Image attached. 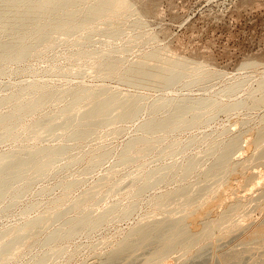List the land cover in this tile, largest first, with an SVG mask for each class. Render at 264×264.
<instances>
[{
  "label": "bare ground",
  "instance_id": "bare-ground-1",
  "mask_svg": "<svg viewBox=\"0 0 264 264\" xmlns=\"http://www.w3.org/2000/svg\"><path fill=\"white\" fill-rule=\"evenodd\" d=\"M134 10H133V7L131 6V3L129 2V0H0V78H1V76L5 77L9 73L11 74L14 66L18 67L22 64H27V66H29L28 64L31 62L29 60H31V59H35V60L40 59L41 60V58L44 57L50 50H52L54 47H56V45L58 44L59 36H62V35L66 36L67 38L65 37L64 39H66L68 41L71 37H74L75 38L74 40H73V38H71V41L73 40L74 42L72 41L70 43H73L77 46L82 47L80 49L78 48V50H76V51H72V53H70L71 57H76L78 59V61L80 60L81 62H85V64L90 63L89 65H91V68L95 69V71H98L100 73L99 75L104 77L105 79L107 78V80L113 79V80H116L118 82H121L122 84L125 83V85L128 84L129 86H132L135 88H145V89L147 88L148 90L154 89V90L159 91L161 89L165 90V88H169V87L171 88L172 86H177V85H181V84L184 87L191 88V87H194L196 85H199L202 81H210L215 77L218 78V73L210 71L211 69L210 70H208V68L206 69L205 65H203L204 63H193L188 59L182 58V56L176 57V56H174L175 54L174 55L173 54L167 55L166 51L164 52L162 48H158L159 46H157L156 49L151 50L150 52H146V54H143V56H141L140 60H138L136 62H132L133 60H131V63L130 62L127 63V59L125 57H123V58L126 59V61L122 57H118L117 56L118 54L115 55V53H116L115 50L110 49L107 52H103L102 48H101V50L100 49L99 50H93V49L89 50L88 49V47L92 43L93 33H94V35H96L95 33H98V32L101 33L102 32V34L104 33V34L108 35L110 38L111 37H118L119 38L123 34L124 29H125L126 25H128V23H131V26H132L131 29L134 28L136 30H140L141 28L146 27V26H143L144 24H146V22H142L141 16H139V17H141L140 18L141 20L135 19V21H133L134 20L133 19L132 21H130V17H132V15H134V12H136ZM134 17H132V18H134ZM103 26H104V28H103ZM100 27H102V28H100ZM134 29H132V30H134ZM144 35L146 36V32L144 33ZM148 36L150 37L149 34H148ZM93 37H95V36H93ZM105 37H107V36H105ZM138 37L142 38L143 36H138ZM120 38H122V37H120ZM128 39H130V38H128ZM94 40L99 41L97 39H94ZM102 40H103V38H102ZM144 40H146V39H144ZM153 40L154 39H152V41ZM156 40H158V39H156ZM62 41H64V40H62ZM62 41L60 40L59 44H61ZM107 41L108 40H106L104 42L109 44ZM126 41H127V39H126ZM113 42H114V40H113ZM66 43L67 42H65L64 44H66ZM101 43H103V42H101ZM96 44H97V42H96ZM105 44H104V46H105ZM62 46H63V44H62ZM71 47H73V46H70V47L68 46V48H71ZM100 47H101V45H100ZM166 49L167 48H165L164 50H166ZM107 50H108V48H107ZM119 55H121V54L119 53ZM61 56H60V58H62ZM48 57H50V56H48ZM68 59H72V58L69 57ZM46 60H47V58H46ZM50 60H51V58H50ZM71 61H73V60H71ZM154 62H156V63H154ZM55 63H57V61ZM77 64H79V63H77ZM83 64L84 63H82V65ZM32 65H33V63L29 67L31 68ZM60 65H62V64L60 63ZM253 65H255V63L251 64V66H253ZM64 66H67L66 63ZM21 67H23V66H21ZM29 67H25V68H23V70L26 68L28 70ZM243 67H244V65L242 66V68ZM15 68H14V71H15ZM58 68H59V65H58ZM245 69H247V68H245ZM14 71H13V73H15L17 71V68H16V71L15 72ZM22 71H18V72H22ZM24 71H26V70H24ZM45 72H47V71H45ZM35 74H36V72H35ZM79 74L81 75V73H79ZM31 75H33V74H31ZM61 75L64 76L65 74H61ZM71 75L72 74L70 72V76ZM83 75H84V73H83ZM76 76L77 75L73 74V76H71L70 78H73ZM4 77H2V78H4ZM50 77H52V75ZM57 77L59 79L60 76H57ZM240 78L241 77H239L238 79H240ZM58 79H56V81ZM244 80H246V79H244ZM33 81L34 80H32L31 83L26 84V85L24 83V85L23 86L21 85V87H19L18 90L16 89L17 91H15V92H14L15 89L14 90L12 89L13 93H11V94L9 93V95H7V96L0 97V145L2 143L8 142L10 140L11 141H14V140L20 141L19 139H22V138L24 139V137L28 136V135H30V137L32 136L31 139L39 141L41 136L44 133H48V134L51 133L50 135H52V134H56V132L58 130H62L61 132L63 133L64 137L67 136L69 139H71L73 142H75L74 144L76 146H80L86 141L87 142L91 141L89 139L91 137V135L94 134L99 129H101L104 125H110V124L113 125V124L118 123V122H121V123L124 121L128 122V120L135 119L138 116V114L143 110V106L145 104V103L144 104L142 103V101H144L143 99L145 98L143 95H141L142 92L140 94L135 93V92H130V93L127 92V94L124 93L125 95H122V94H119L118 91L117 92L116 91L113 92V90L110 91L109 89L105 88V86H103V87L99 86L98 88H95V89H91L92 86L90 88H83L84 87L83 83H82L83 84L82 87H77L78 86V84H77V86L75 85V88H69V89H65V90H63L64 89L63 88L62 91H57V89L56 88H55L56 90L53 89L47 83L46 80H45L46 83L43 82L44 80L42 82H40V81L38 82L36 80H35V82H33ZM50 82H51V80H50ZM68 82H69V80H68ZM243 83L244 82L239 81L235 84H230L228 87L226 86V88H224V89L222 88L223 90H221V91H222V93L233 95L242 88V86L244 85ZM53 84H55V83H53ZM256 84H255L256 85L255 87L251 88L248 91L245 98H242L238 101H235V102L229 103V104L222 102L221 100H219L218 98H215L214 96L213 97H202V96H200V97H190V96L168 97V95H167V97H163V96L161 98L157 97L158 99L153 102L155 104V106L152 104V106H154V109L153 108L151 109V112H152L151 118L146 120V122L141 126L143 134H141V136L137 135L138 137H135V138L129 140L127 142V144L125 145V147L123 146L124 149L122 148L123 151H122V153L120 152L121 156L118 159L119 163L125 164V165L131 164V163L134 164V162L138 161L141 158H143V162H144L145 156L148 155L149 153L151 155V153L158 147L157 145H160L164 140H166L167 135H169L171 133L173 135V132H176V131H183V130L193 128V127H197V126H201V125L203 126V124H206L207 122L212 120V118L214 116H216V114H219L221 112L229 114L230 112H233V111L238 110V109H240V110L241 109H247L248 111H249V109H254V110L255 109H257V110L262 109V107L264 106V78H262L259 82L257 81ZM6 86H7L6 88H8V86H10V84L6 85ZM13 86H15V85H13ZM18 86H17V88H18ZM62 87H64V86H62ZM58 88H60V86H58ZM60 90H61V88H60ZM3 91H5V90H3ZM135 91H137V90H135ZM6 93H8V92H6ZM214 95H217V93H215ZM227 96H229V95H227ZM61 99H63V100L69 99V100L66 103V105L65 106L63 105V107L58 111L57 119L61 120L60 123L57 122V119H55V118H49L50 116L48 118L46 117L43 119L42 118L38 119L39 118V117H37L38 113L41 114L40 111L42 109H43L42 111H44L43 113L46 114L44 108L47 109L48 106L50 108V105H52V103L54 104L55 101L61 100ZM145 101H146V99H145ZM5 105H8V106L10 105L9 111L7 110L8 112H2V108ZM52 107H54V106H52ZM83 108L85 110H82ZM150 108H151V106H150ZM4 109L5 108H3V110ZM52 109H54V108H52ZM50 111H52V110H50ZM115 111L118 112L116 115H114ZM162 111L164 112L165 115L162 113ZM160 113H162L163 115L162 114L160 115ZM49 115H50V113H49ZM52 115H56V113L55 114L53 113ZM24 116H27V118L24 119ZM263 119H264V114H263ZM207 125H208V123H207ZM87 126H90V128H86ZM228 130H229V128H228ZM113 131L115 132V130H113ZM117 132H119V131H117ZM122 132L123 131H121V133ZM229 132H230V130H229ZM97 133L99 134V131ZM226 133H228V132H226ZM61 134H57V136H56L57 139H58V135H61ZM110 134H111V132H110ZM159 134H161V135H159ZM232 134H233V137L231 136L230 139L227 136L229 139L228 141L226 140L227 142L222 143L223 141L221 140L220 143L217 142L218 144L210 147L211 151L207 154L206 157H209V159L212 158V163L210 164V166L208 167L207 170L202 172V174L200 176H203L205 179H209V180L216 179L222 174L226 175L227 177H229L230 174H233V176H232L233 179L240 178L241 181L243 178V184L246 188L249 189V186L254 185V187H255V184L257 185V187H255L254 190L258 194L256 195V198H254V200H257V201L264 203V173H263V170H264V125L255 131H252L250 129H241L240 131L232 132ZM94 136H92V140H93ZM97 136H99V135H97ZM110 136H112V135H109V138H110ZM116 136H117V134H116ZM50 137L52 138V136H50ZM168 138H169V136H168ZM213 139H214V137H213ZM196 140L193 141V143L196 142ZM65 141H67V140H65ZM210 141H212V140H210ZM214 141H215V139H214ZM106 142H108V141H106ZM165 142H167V141H165ZM193 143H191V144H193ZM23 144H24V142H23ZM90 144H91V142H90ZM52 145L51 146H43V147L38 146L35 148L31 147L33 145H31V146H22L21 145V147L20 148L18 147V149L16 148V150L12 149V151H7V152L5 151L2 154H0V204L7 202V205L5 206V208L2 207V210H8L9 211L10 208H12L14 205H17L18 203L17 204H15V203L18 200H20V198L23 195H25L26 193L31 191L30 188H33L32 183L34 182V180L36 181V178L38 180V177H40L39 179H41L42 176H47V175L51 174L54 171L55 166L57 165V162H59V159L61 157L69 155V154L71 155L70 158L67 157V159H69V161L66 159L68 161V163L65 165V167L63 166V168H65V170L69 169V172H70V169L74 168L72 166L78 165V164H80V166L82 165L81 166L82 168L78 165L79 170L81 168L82 171H89V170L95 168L96 166L98 168V164H100L102 161H104L110 155V152H109L110 150L109 151H103L100 153H96L93 150L95 153H92V152L90 153L89 151H91V150L89 148L88 152L90 154H88V153L85 154L86 153L85 152L84 153L85 155L83 154V156L80 155L81 157H75V156H77L76 155L77 153L74 156H72V154L70 153L72 148H74L73 146H69L67 144L64 146H58V145L52 146ZM185 145H187V144H185ZM190 145H188V146H190ZM211 145H212V143H211ZM34 146H35V144H34ZM92 146H90V147H92ZM80 147H81L80 148V150H81L82 146H80ZM83 147H84V145H83ZM159 147H161V145ZM107 148H110V147H107ZM77 149H79V148H77ZM111 150H114V149L111 148ZM183 150H184V148H183ZM84 151H86V150H84ZM160 151H161V149H160ZM178 151H179V149H178ZM98 152H99V150H98ZM161 152L163 154L164 150H162ZM185 152H186V150H185ZM72 153H74V152H72ZM238 153H240V154L237 156ZM146 157H148V156H146ZM232 159H233V162H232ZM207 161H209V160H207ZM104 162H106V161H104ZM119 163H117V164H119ZM197 163L198 162L195 158H189L187 160V162L184 163V165H182V163H181L182 167H180L179 170L182 173L181 174V180L183 182H185L186 178L191 173H192V178L195 176V175L193 176V172L196 171L197 169H199V168H197L198 167ZM145 164H146V162H145ZM204 165H206V163ZM78 166H75V167H78ZM201 166H203V165L201 164ZM114 167H116V166L114 165ZM139 167L141 168L142 166H139ZM255 167H262V170L253 172V169ZM59 168H61V167H59ZM123 168H125V167H123ZM127 168H128V166H127ZM174 168H175V164H173V165L170 164L169 166H166L164 168H160V170L158 169L155 171H150L147 174H145L144 178L143 177L141 178L142 183L140 182L141 180L139 181L137 178L138 182L141 183V184L139 183L140 185H138V183L135 182L137 180H134L132 184L129 183L132 181V180H130L128 182V185L126 183H124L125 186H129V184H130L132 187L131 190L128 189V191L129 190L131 191L130 195L132 198V202L130 204H128L127 206H125V204H124L125 207H121V205L117 204V205H114L111 209L105 210L106 212H103V213L101 212V214L95 216V214L93 215L91 213H88L87 210H89L88 206L91 205L96 200L97 197H96V195L85 196V197L79 198L78 201L74 204L75 211L78 213H81V215L83 214L81 217H76V218H74V217L69 218L68 217V218H66L67 213L62 212V210L57 211L55 213L53 212V214H49L48 210L51 209V208H49L47 210L48 215H45L46 212L44 214L42 212L41 215H43V216L39 215V217H37L38 216L37 215L36 218H32L31 220H28L29 218H27L26 220H28V221L24 222V224H22V225L20 224V226L13 227V228L10 226L11 228L8 227L9 228L8 230H0V264H1V262H8L9 259H11V258H12L11 260H14L13 259L14 256L19 251V249L23 246H27V247L34 246L35 247V245H40V246L42 245L43 247H45L47 245L54 244V247L50 251H48V252H46L40 256L38 254L39 257L37 259H35V261H33V259H32L33 264H48L47 261H49L48 256L50 255V253L57 254L58 256H59V254H62V252L64 253V251H65L64 250V246H65L64 243L65 242H67V244H68V242L70 240L75 239L76 236L78 237V235H81V234L82 235L83 234L84 235L89 234V236H91L90 233H92V234L95 233L93 231H95L97 228L99 230V227L104 225L109 220L111 215H113V214L117 215L120 218V220L122 218H124V220H125V217L127 218L129 215H131V214L133 215L135 213V211H137V208H139L138 207L139 206V204H138L139 198L143 194L146 195L145 192L147 190L149 192V189L155 188L154 186H156L158 188V186H159L158 184L171 181L172 176H170V174ZM200 168L202 169L203 167H200ZM72 171H73V169L71 170V172ZM117 171L118 170H116V172ZM130 171H133V170H130ZM134 171H136V170H134ZM140 171H142V170H140ZM61 172H62V170H61ZM63 172H65V171H63ZM74 172H76V170L73 171L72 173L74 174ZM200 172H198L197 175H199ZM121 173H122V171H121ZM136 173H139V172H136ZM59 174L61 175V173H59ZM143 174H144V172H143ZM177 174L178 173H176V175ZM114 175H116V174H114ZM122 175L124 176V174H122ZM135 175H138V174H135ZM174 175H175V173H174ZM197 175H196V177H197ZM62 176H63V173H62ZM105 176H108V174H106ZM64 177H66V176H64ZM133 177L136 178L137 176H133ZM190 177H191V175H190ZM53 178H57V177H53ZM198 178H200V177H198ZM45 179H46V177H45ZM61 179H62V177H61ZM110 179L111 178H109V180ZM41 180H43V179H41ZM51 180H52V178H51ZM202 180L200 183H202ZM228 180L230 181V177L228 178ZM47 181H48V177H47ZM55 181H57V180L55 179ZM102 181H103V179H102ZM196 181L198 182V180H196ZM62 182H63V179H62ZM62 182L60 181V183H61L60 187H63L62 189L64 190V193H63L64 195H62V197H60V198H57V200H55V201L53 200L55 205L52 202H50L51 204L56 206V208H59L60 204L66 200V196L68 195V193L73 188H76L77 185H79L77 180L73 181V182H69V181L68 182L65 181L63 183ZM106 182L108 183V181H106ZM173 182H174V180H173ZM178 182H179V180H178ZM189 182L191 183V181H189ZM121 183H122V181H121ZM121 183L119 186H121ZM209 183H210V181H209ZM101 185H102V183H101ZM103 185H102V187H103ZM108 187H110V186H108ZM122 187H123V184H122ZM192 187H195V186H192ZM40 189H42V188H40ZM116 189H117L116 192H118V187ZM114 190L112 189V191H114ZM40 191H43V190H40ZM46 191H48V186L44 190V192H46ZM52 191H54V190H52ZM119 191H121V188L119 189ZM195 191H197V190H195ZM49 192H47V194H50ZM251 192H253V190ZM105 193H107V192H105ZM198 193H200V192H198ZM116 194H118V193H116ZM173 194H179V195L186 196L185 208L183 207L184 212H185L184 216H181L180 218H174V216L172 217L171 213H169V215H167L166 217H164L162 219H160L161 216H159V219H154V220L150 219L152 221H149L146 223H143V222L140 223L139 222L138 225L135 226L133 229H131V231L127 235H124V238L120 242H118V244L115 246V248H113L112 251H110L104 255L101 254L100 256H98L96 258V261L93 264H115V262H117L116 264H118V263L122 264L121 259L124 260L123 262H126V264H135V263L139 264V261L136 260V257L138 254L137 251H139V250L144 251V253H143L144 256L141 255L144 258H142V261L140 262V264H157V263L167 259L168 256L173 251H176V250L184 251V255L186 257L191 256L195 252V249L198 246H200V249L199 250L197 249L199 252H201V250L206 251V249H204V244L206 242L210 241L213 238V236L215 235L216 226H218V222L222 218L229 216L232 208H233V218H234V210H238V213L242 212V210L246 207V205L248 203V201H247L248 198H245L246 196L245 197L239 196L237 198H233V201H231V200L228 201V199H225V198L217 199L216 200L217 206L223 207V210L220 211L219 208L217 207L218 211H216V209H215L210 215H204L203 211L201 210V207L198 206L197 198L195 196H191V195L187 194V187L183 185V186H179V188H177L176 190H171V191H168L165 193L162 192L161 194H158L156 197H153L154 198L152 200L153 205L156 206L157 210L162 211L165 207V203L171 199ZM27 195L28 194H26L25 197H27ZM252 195H254V194H252ZM119 196H121V194H119ZM248 197L250 198L249 195H248ZM251 198H252V196H251ZM129 199H128V201H129ZM147 200L150 201V199H147ZM34 203L36 204L38 202L35 201ZM121 203L122 202H120L119 204H121ZM140 203H142V202H140ZM28 205H26V207ZM62 205H63V203H62ZM166 205H167V203H166ZM0 206H3V205H0ZM30 207L32 209L34 206H30ZM30 207H29V211L31 210ZM35 207H36V205H35ZM91 207H94V205ZM263 207L264 206H262V208ZM23 209H22V211H24ZM55 211H56V209H55ZM95 212H96V210H95ZM243 212H245V211H243ZM28 213H30V212H27V213L25 212V214H28ZM50 213H52V212H50ZM154 213H156V212H154ZM173 213H174V211H173ZM246 214L248 216L250 215L249 213H246ZM77 215H79V214H77ZM77 215H75V216H77ZM155 215H153V218H155L154 217ZM247 215H245V217ZM51 221L62 222V226H60L59 229H57V230L55 229L48 234L46 233L47 235H46L45 239L42 240L43 237L41 235L44 231L45 224H47L48 222H51ZM110 221H112V220H110ZM240 221L241 220H239V223H241ZM57 222H55V223H57ZM235 223H236V221H235ZM239 223L236 225L234 223L233 224L237 228L239 227L242 231L241 232L242 234L240 233L241 239L239 238L240 240H243L241 243H243L244 241L247 243V241H248L247 245L250 244L251 246H253V248L255 246H258L264 250V248H263L264 247V237H260L261 234H259L260 233L259 228L260 227L262 228V225H264V218L261 220L259 219L258 221L254 220L253 222H250L249 224H247V226L244 222H242V223H244L245 226L242 225V223H241V225ZM0 229H1V227H0ZM261 230L263 231L264 229H261ZM262 235H264V233ZM121 237H123V236H121ZM110 241L108 239V242H110ZM115 242H117V240ZM211 242H210V244L208 243V245L211 246L212 245ZM246 243H244L246 250L240 251V252L233 251L234 248L232 250L229 248L230 251L226 250L224 252V250H223L222 252H219L218 251L219 248H218V250H216V251H218L217 256H216V254L214 255L217 257V258L215 257V259H218L219 264H239L242 260H244L242 258L244 255L246 256L245 253L249 252L250 248L252 251V247H250L249 245L248 246L250 248H246L247 247ZM105 244H106V241H105ZM252 244H254L255 246ZM85 246H87V244ZM95 246H97V244L96 245L94 244V248H95ZM105 246H107V244ZM105 246H103V247L105 248ZM66 247L67 246H65V248ZM205 247H206V245H205ZM107 248H109V247H107ZM260 248H259V251H260ZM22 249H24V248H22ZM256 249H258V248H255V250ZM73 250H74V248H73ZM80 250H77V251H80ZM242 250H243V248H242ZM75 251H76V248H75ZM75 251H74V253H76ZM81 251H80V253H81ZM236 251H237V249H236ZM27 252H29V251H27ZM37 252H39V251H37ZM94 252H96V251H94ZM181 252L177 251L176 253H181ZM262 252H260V253H262ZM39 253H41V252H39ZM103 253H104V251H103ZM213 253H214V250H213ZM78 254H79V252H78ZM203 254H205V253H202V255ZM211 254L212 253H210V255ZM36 255H35V257H37ZM195 255H197V254H195ZM248 255H249V253H248ZM182 256H183V254H182ZM199 256L201 258H203L205 255H203V257H202L199 254ZM92 257H94V256L92 255ZM210 257H212V256H210ZM210 257L208 258V260L210 259ZM52 258H54V257H52ZM70 258H69V263H70V260H72L74 258V256L72 259H70ZM191 258H189L190 261H191ZM194 258H195V256L192 259L194 260ZM57 259H58V257H57ZM64 259H65V257H64ZM198 259H200V258H198ZM198 259H197V262L199 263ZM211 259L213 260L214 258H211ZM11 260H10V262H11ZM59 260H60V258H59ZM66 260H67V258H66ZM118 260H120L121 262H118ZM208 260H207V263H208ZM261 260H263L262 261L263 263L262 262H259V263L264 264V259H261ZM73 261H74V259H73ZM136 261H138V262H136ZM201 262H204V261H201ZM255 262L257 264L258 261L255 260ZM183 263H185V261ZM211 263L209 262V264H211Z\"/></svg>",
  "mask_w": 264,
  "mask_h": 264
},
{
  "label": "rangeland",
  "instance_id": "rangeland-1",
  "mask_svg": "<svg viewBox=\"0 0 264 264\" xmlns=\"http://www.w3.org/2000/svg\"><path fill=\"white\" fill-rule=\"evenodd\" d=\"M129 2L131 3L133 10L135 9L134 11H136V12H134V15H132V17H134V16L135 17L134 18L130 17V21H132L133 19H134L133 21H135V19L137 20V19H140L142 17V22H146V24H144L143 26H146V27L142 26L143 28H141L140 30H136V29L132 28V29H134V30H132L131 29V27H132L131 23H128V25H126V27L124 29L123 34L120 36L122 38H120V37L119 38L118 37H111L110 38L108 35H106L104 33L102 34V32L101 33L100 32L95 33L96 35H94V33H93L92 43L88 47L89 50H92V49L93 50H99V49L101 50V48H102L103 52H107L110 49L115 50L116 51L115 55L118 54L117 55L118 57H122V58L125 57L127 59V63H129V62L131 63V60H133L132 62H136V61L141 59V56H143V54H146V52H150L151 50H154L157 48V46H159L158 48H162L164 52L166 51L167 55H172V54L174 55L175 54L174 56H176V57L182 56V58L188 59L193 63H204L203 65H205L206 69L208 68V70L211 69L210 71L218 73V78L215 77L210 81H202L199 85H196V86L191 87V88L184 87L182 84L177 85V86H172L171 88L170 87L165 88V90L161 89L159 91L154 90V89L148 90L147 88L146 89L145 88H135V87L129 86L128 84L125 85V83L122 84L121 82H118V81L113 80V79L107 80V78L105 79L104 77L100 76L99 75L100 73L98 71H95V69L91 68V65H89L90 63L85 64V62H81L80 60L78 61V59L76 57H71L70 53H72V51H76V50H78V48L80 49L82 47L77 46L73 43H70L75 39L74 37H71V38H73L72 41H71V38L69 37L70 39L68 38L69 39V41H68V40L64 39L66 36H63V35L59 36L58 44L56 45V47H54L52 50H50L44 57L41 58V60L40 59L29 60V61H31L30 62L31 64L33 63L31 68L29 67L31 65L30 63L28 64L29 66H27V64H22V65L18 66L20 69L22 68L21 70L17 66H14V68L15 67L17 68V71L15 68L16 72L14 71V68H13L11 74L9 73L5 77L1 76V78H0V97H4V96L9 95V93L10 94L13 93L14 89H15L14 92L17 91L19 89V87H21V85L22 86L24 85V83L26 85V84L31 83L32 80H34L33 82H35V80L38 82L39 81L42 82L44 80L43 81L44 83H46V81H47V83L53 89L56 88L57 91H62L63 88H64L63 90L69 89V88H75V85L77 86V84H78L77 87H82V85L84 84L83 88H90L92 86L91 89H95V88H98L99 86L100 87L105 86V88L109 89L110 91H112V90H113V92L118 91V93L122 94V95L127 94V92L128 93L135 92V93H139V94L142 92L141 95H143L145 97L143 99L144 101H142V103L143 104L145 103V104L143 106V110L138 114V116L135 119L128 120V122L127 121H124L122 123L118 122V123H115L113 125L112 124L104 125L101 129L98 130L99 134L97 133L98 131H96L95 132L96 134L94 133L91 135V137L89 138L91 141H88V142L86 141L87 143L84 142L82 145H80V146H82L81 150H80V148H81L80 146H76L74 144L75 142H73L67 136H65V137L63 136V133L61 132L62 130H58L56 132V134H52V135H50L51 133H49V134L44 133L42 135L43 137L41 136L39 141L31 139L32 136L30 137V135H28L29 137L23 136L24 139L23 138L19 139L20 141H17V140L11 141L10 140L8 142L2 143L0 145V154H2L5 151L6 152L12 151V149L16 150V148L17 149H18V147L20 148L21 145L22 146L33 145L31 147L35 148L38 146L39 147L51 146L52 144L54 146H57V145L58 146H64L67 144V145L73 146L75 148V149L72 148V150L70 152L72 154V156H74L77 153L76 154L77 156H75V157H81V156H83V154L85 152H86L85 154H87V153L90 154L91 152L92 153H95V152L100 153V152L109 151V150H110L109 151L110 155L104 160L106 162L102 161L103 163L101 162L100 164H98V168L96 166L95 168H93L89 171H82V169H81L82 165L80 166V164H78L81 167L80 170H79L78 165L72 166V167H74V168L71 167L73 169V171L76 170V172H74V174L72 173L73 171L71 172L72 169H70V172H69V169L65 170V168H63V166L65 167V165L69 161V159H67V157L70 158L71 155L69 154V155L61 157L60 158L61 160L59 159V162H57V165L55 166L56 170L54 169V171L47 176H42L41 179H43V180L39 179L40 177H38V180L36 178V181L34 180V182L32 183L33 188H30L31 191L26 193V194H28L27 197H25L26 194L23 195L20 198V200H18L15 203V204L18 203L17 205H14L8 211V210H2V207L5 208V206L7 205V202L0 204V205H3V206H0V227H1L0 230H8L11 227L13 228V227L20 226V224L22 225V224H24V222L31 220L32 218H36L37 215H38L37 217H39V215L43 216V215H41L42 212H43V214L46 212L45 215H48L47 210L49 208H51V209H49L50 211L48 210L49 214H53V212L55 213L57 211L62 210V212L67 213L66 218H68V217L69 218L81 217L83 214L81 215V213H78L75 211L74 204L78 201L79 198H82L85 196L96 195V197H97L96 200L91 205H89L90 207L88 206L89 210H87L88 213H91L93 215L95 214V216L101 214V212L102 213L106 212L105 210H109L114 205H117V204L121 205V207H125L132 202V198L130 195V192H131L130 190L132 189V187L130 184H132L134 180H137V178H138V180L139 181L141 180L140 182L142 183L141 178L142 177L144 178L145 174H147L148 172L155 171L158 169L160 170V168H164L166 166H169L170 164H172V165L175 164V168H174L175 170L173 169V171L170 174V176L173 177V178L171 177L172 180L168 181V182H164L165 184L161 183L162 185L158 184L159 185V186L157 185L158 188L156 186H154L155 188L149 189V192L147 190L145 192L146 195L143 194L139 198V200H138V204H139L138 207L139 208H137V211H135V213L133 215L131 214L127 218L125 217V220H124V218H122L120 220V218L115 214L111 215L112 217L110 216L109 220L104 225L99 227V230L97 228L95 231H93V232H95V233H93L94 235L92 233H90L91 236H89V234L88 235L86 234L87 236L84 234L83 235L81 234V235H78V237L76 236L75 239L70 240L68 242V244H67V242H65L66 244L64 243V245L67 246L66 247L67 249L64 246L65 251H64V253L62 252V254H59L60 257L57 254L50 253V255L48 256L49 261H47V263L48 264H84V263L85 264H93L96 261V258L98 256H100L101 254L104 255V254L112 251L113 248H115V246L118 244V242H120L124 238V235H127L131 231V229H133L135 226L138 225L139 222L140 223H142V222L146 223V222L152 221L154 219H159V216H161L160 219H162V218L166 217L167 215H169V213H171V216L172 217L174 216V218H180L181 216H184V214H185L184 208H185V202H186V196H184V195L173 194L171 199L166 202L167 205L165 203V207L162 211L157 210L156 206L153 205V202H152V200L154 199L153 197H156L158 194H161L162 192L165 193V192H168L171 190H176L177 188H179V186L184 185L187 187V194H189L191 196H195L197 198L198 206L201 207V210L203 211L204 215H210L215 209H216V211H218L217 207L219 208L220 211L223 210V207L217 206V204H216L217 199L225 198V199H228V201L229 200L233 201V198H237L239 196L240 197L246 196L245 198H248L247 201H248V203L249 202L250 203L249 204L247 203V205L245 207L246 209L244 208L242 210V212L238 213V210H234V218H233V208H232L230 211V215L225 217V218H222L218 222V226H216L215 235L213 236V238L210 241L206 242L207 244L206 243L204 244V249H206V251L201 250V252H199L198 250L200 249V246H198L195 249V252L191 256L186 257L184 255V251L181 250L182 251L181 252L180 250H176V251H173L168 256L167 259H165V260H163L157 264H185L186 262H187L186 264H202V263L203 264H209V262L211 263L212 261L213 262L211 264H219L218 259H215L218 251L222 252L224 250V252H225L226 250L230 251V249L232 250L233 248L235 249V250L233 249V251H235V252H240V251L246 250L245 245H244V243H246V242L244 241L243 243H241L243 240H240L241 239L240 235L242 234L241 233L242 231L239 227L237 228L235 225L239 223V220H241L240 221L241 223L244 222L247 226V224H249L250 222H253L254 220L258 221L259 219L260 220L263 219L264 218V207L262 208V206H264V203L257 201V200H254V198H256V195L258 194L254 190L255 187H257V185L255 184V187H254V185L249 186V189H248L243 184V178H242V181L240 178L233 179V177H232L233 174H230L229 175L230 181H229L228 180L229 177L222 174L216 179H211L212 180L211 181L209 179H205L203 176H200V175L202 174V172L207 170L208 167L210 166V164L212 163V158L209 159V157H206L207 154L211 151L210 150L211 146H214V145L220 143L221 140L223 141L222 143L227 142L231 138V136L233 137L232 132H234V131L235 132L240 131L241 129H250L252 131H255L264 125V119H263L264 106L262 107V109H259V110L249 109V111H248L247 109H241V110L238 109V110H235L233 112H230L229 114L221 112L219 114H216V116H214L212 118V120L207 122L208 125L206 123V124H203V126L201 125V126L189 128V129H186L183 131L173 132V135H172V133L167 135L166 140H164L160 144L161 147H159L160 145H157L159 148L157 147L151 153V155H150V153L148 155H146L148 157L145 156L144 162H143V158H141L138 161L134 162V164L131 163V164L125 165V164H120L118 159L120 158L121 153H122L125 145L127 144V142L129 140H131L135 137L141 136V134H143L141 126L146 122V120L151 118V115H152L151 109L152 108L154 109V106H155V104L153 102L155 100H157L158 98H161L162 96L167 97V95H168V97H176V96L213 97L214 96L215 98H218L222 102L229 104V103H233L235 101H238L242 98H245L248 91L257 85L256 84L257 81L259 82L262 78H264V0H129ZM139 16H141V17H139ZM100 28H102V27H100ZM103 28H104V26H103ZM145 32H146V36L144 35ZM148 34L150 35V37L148 36ZM93 36H95V37H93ZM105 36H107V37H105ZM138 36H143V37L141 38ZM93 38L97 39L99 41H96ZM102 38H103V40H102ZM125 38L127 39V41ZM128 38H130V39H128ZM144 39H146V40H144ZM152 39H154V40L152 41ZM156 39H158V40H156ZM60 40L61 41L64 40V41H62L63 43L61 42V44H59ZM106 40H108L107 42L111 46L109 44H107L106 42H104ZM113 40H114V42H113ZM65 42H67V43L64 44ZM96 42H97V44H96ZM101 42H103V43H101ZM62 44H63V46H62ZM104 44H105V46H104ZM100 45H101V47H100ZM68 46L69 47L73 46V47L68 48ZM107 48H108V50H107ZM165 48H167V49L164 50ZM119 53L121 55H119ZM59 55L60 56L62 55L61 57L63 59L60 58ZM48 56H50V57H48ZM69 57L72 59H68ZM46 58H47V60H46ZM50 58H51V60H50ZM126 59H124V60L126 61ZM55 60L57 61V63H55L56 62ZM71 60H73V61H71ZM60 63L62 65H60ZM65 63L67 66H64ZM77 63H79V64H77ZM82 63H84V64L82 65ZM154 63H156V62H154ZM250 63L251 64L255 63V65L251 66ZM58 65H59V68H58ZM243 65H244V67L242 68ZM21 66H23V67H21ZM25 67H29L28 70L26 68V69H24L26 71H24L23 68H25ZM245 68H247V69H245ZM13 71L15 73H13ZM18 71H22L23 73L18 72ZM45 71H47V72H45ZM35 72H36V74H35ZM70 72L72 74L71 76H73V74L77 75V76L70 78L71 77ZM79 73H81V75ZM83 73H84V75H83ZM31 74H33V75H31ZM61 74H65V75L62 76ZM51 75L53 78L50 77ZM57 76H60L59 79ZM2 77H4V78H2ZM239 77H241V78L238 79ZM243 78L246 80H244ZM56 79H58V80L56 81ZM50 80H51V82H50ZM68 80H69V82H68ZM239 81L244 82L243 83L244 85L235 94L232 93L233 95H230V94L222 93L221 90L226 88V86L228 87L230 84H235ZM53 83H55V84H53ZM9 84H10V86H8V88H6L7 87L6 85H9ZM13 85H15V86H13ZM16 85L17 86L19 85L18 88ZM58 86H60L61 90H60V88H58ZM62 86H64V87H62ZM3 90H5V91H3ZM135 90H137L138 92ZM6 92H8V93H6ZM215 93H217V95H214ZM227 95H229L230 97ZM145 99H146V101H145ZM66 100L67 99H65V100L61 99V100L55 101L54 104L52 103V105H50L51 109L49 108V106L47 107V109L44 108L46 114L43 113L44 111H42L43 110L42 109L40 111L41 114L38 113V116H37V117H39L38 119H41V118L43 119L46 117L48 118L49 116H50L49 118L57 119L58 111L63 107V105L64 106L66 105V103L68 102L69 99L67 101ZM152 104L154 106H152ZM5 106L3 107V108H5L4 110L2 108V112H8L9 111L10 105L9 106L5 105ZM52 106H54V107H52ZM150 106H151V108H150ZM52 108H54V109H52ZM48 110L49 111L52 110V111L49 112ZM82 110H85V109L83 108ZM49 113H50V115H49ZM53 113L54 114L56 113V115H52ZM117 113L118 112L115 111L114 115H116ZM162 113L164 114L163 111H162ZM162 113H160V115ZM26 118H27V116H24V119H26ZM59 120L60 119H57V122L60 123L61 120L60 121ZM86 128H90V126H87ZM228 128H229L230 132H229ZM113 130H115V132ZM117 131H119L120 133H121V131H123L124 133L122 132L120 134ZM103 132L104 133L106 132L107 134L106 133L104 134ZM110 132H111V134H110ZM226 132H228V133H226ZM57 134H61V135H58L59 140L56 137ZM116 134H117V136H116ZM97 135H99V136H97ZM109 135H112V136H110V138H109ZM159 135H161V134H159ZM50 136H52V138ZM92 136H94L93 140H92ZM168 136H169V138H168ZM227 136L229 137V139ZM213 137H214L215 141H214ZM65 140H67V141H65ZM105 140L108 142H106ZM195 140H196V142L197 141L198 142L197 143L194 142L195 143L194 144L193 141H195ZM210 140H212V141H210ZM165 141H167V142H165ZM23 142H24V144H23ZM90 142H91V144H90ZM210 142L212 143V145ZM191 143H193V144H191ZM34 144H35V146H34ZM185 144H187V145H185ZM83 145L86 149L83 147ZM188 145H190V146H188ZM90 146H92V147H90ZM107 147H110V148H107ZM77 148H79V149H77ZM89 148L91 150V151H89L90 153L88 152ZM111 148H113L114 150H111ZM183 148H184V150H183ZM160 149H161V151L164 150L163 154L160 151ZM178 149H179V151L180 150L181 151L179 152ZM84 150H86V151H84ZM98 150H99V152H98ZM185 150H186V152H185ZM72 152H74V153H72ZM239 154L240 153H238L237 156ZM189 158H195L197 160V162H198L197 166L198 167L197 166L196 167L199 169L196 170L197 172L196 171L193 172V176L195 175L193 178H192V173H191L190 174L191 177L189 175L187 177L188 179L186 178V180L188 182L185 180V182H186L185 183L181 180V174L182 173L179 169H180V167H182L181 163H182V165H184V163L187 162V160ZM206 159L209 161H207ZM145 162H146V164L147 163L148 164L146 165ZM232 162H233V159H232ZM117 163H119V164H117ZM200 163L203 166H201ZM203 163L204 164L206 163V165H204ZM114 165L116 167H114ZM58 166L61 168H59ZM75 166H78V167H75ZM127 166H128V168H127ZM139 166H142L141 167L142 169ZM199 166L203 167V168L201 169ZM123 167H125V168H123ZM61 170H62V172H61ZM116 170H118V171L116 172ZM120 170L122 171V173ZM130 170H133V171H130ZM134 170H136V171H134ZM140 170H142V171H140ZM261 170H262V167H255L253 169V172L254 171H261ZM63 171H65V172H63ZM136 172H139L140 174L136 173ZM143 172H144V174H143ZM198 172H200L199 175H197ZM59 173H61V175ZM62 173H63V176H62ZM174 173H175V175H174ZM176 173H178V174L176 175ZM263 173H264V170H263ZM106 174H108V176H105ZM114 174H116V175H114ZM122 174H124V176ZM135 174H138V175H135ZM139 175L140 176L142 175V176L140 177ZM196 175H197V177H196ZM64 176H66L69 180ZM133 176H137V177L134 178ZM45 177H46V179H45ZM47 177H48V181H47ZM53 177H57V178H53ZM61 177L63 179V182H65V181L66 182H68V181L73 182V181L77 180L79 185H77L76 188H73L68 193V195L66 196V200L64 201L65 203L62 202L63 205L61 203L60 204L61 207L59 206V208H56V206H54L55 204H54L53 200L55 201V200H57V198H60V197H62V195H64L63 194L64 190L62 189L63 187H60L61 186L60 181L62 182ZM198 177H200L201 179ZM51 178H52V180H51ZM109 178H111V179L109 180ZM55 179L57 181H55ZM102 179H103V181H102ZM195 179L198 180V182ZM130 180H132V181L129 182ZM138 180L135 182H137L138 185H140L141 183L138 182ZM173 180H174V182H173ZM178 180H179V182H178ZM201 180H202V183H200ZM106 181H108V183ZM121 181H122V183H121ZM189 181H191V183ZM209 181L211 184L209 183ZM128 182L130 183L129 186H125L124 183H126L128 185ZM101 183H102V185L104 184L105 186L103 185V187H102ZM120 183H121V186H119ZM122 184H123V187H122ZM47 186H48V191L44 192V190L47 188ZM108 186H110V187H108ZM192 186H195V187H192ZM117 187H118V192H116ZM40 188H42V189H40ZM58 188L59 189L61 188L62 190L61 189L59 190ZM120 188H121V191H119ZM39 189L43 190V191H40ZM112 189L113 190L115 189V190L112 191ZM128 189H130V190L128 191ZM52 190H54V191H52ZM195 190H197V191H195ZM250 190L251 191L253 190V192H251ZM39 192L40 193L42 192L43 194L42 193L40 194ZM47 192H49L50 194H47ZM105 192H107V193H105ZM198 192H200V193H198ZM116 193H118V194H116ZM251 193L254 195H252ZM119 194H121V196H119ZM248 195L250 196V198L252 196V198L250 199L248 197ZM128 199H129V201H128ZM147 199H150V201ZM35 201H37L38 203L35 204L34 203ZM50 202H52L54 205L51 204ZM120 202H122V203L119 204ZM140 202H142V203H140ZM124 204H125V206H124ZM26 205H28V206L26 207ZM35 205H36V207H35ZM93 205H94V207H91ZM30 206H34V207L31 209ZM29 207L31 209L30 211H29ZM22 209L24 211H22ZM55 209H56V211H55ZM95 210H96V212H95ZM172 210L174 211V213ZM153 211L156 213H154ZM243 211H245V212H243ZM25 212L26 213L30 212V213L25 214ZM50 212H52V213H50ZM246 213H249L252 217L250 215L248 216ZM77 214H79V215H77ZM75 215H77V216H75ZM153 215H155L154 216L155 218H153ZM245 215H247L248 217L247 216L245 217ZM27 218H29V219L26 220ZM150 219H152V220H150ZM110 220H112V221H110ZM235 221H236V223H235ZM53 222L54 221H51V222H48L47 224H45L44 231L41 235L43 237V239L41 238L42 240L45 239V237L48 233L52 232L55 229L57 230L60 228V226H62V222H57V221H55L57 223H55V222L53 223ZM241 223H239V224L241 225ZM244 223H242V225L245 226ZM261 229H264V225H262V228L261 227L259 228V231H260L259 234H261L260 237H264V235H262L264 233L263 232L264 230L262 231ZM121 236H123V237H121ZM108 239H109V241L111 239L112 240L110 242H108ZM116 240H117V242H115ZM105 241H106L107 246H105L106 245ZM210 242L212 244L211 246L208 245V243L210 244ZM247 243H248V241H247ZM247 243H246V246H247L246 248L252 247V251L250 248V251L245 253L246 256L245 255L243 256L242 259H244V260H242L239 264H256L255 260L258 261L257 264L259 262H262L263 260H261V259H264V250L258 246H255L254 244H252L255 246L254 248H253V246L248 244L250 246L249 247L247 245ZM86 244H87V246H85ZM94 244L95 245L97 244V246H95V248H94ZM109 245L111 247L112 246L113 247L111 248ZM205 245H206V247H205ZM39 246L40 245H35V247L34 246H32V247L23 246L20 248L21 250L19 249V251L17 252L18 254L16 253V255L14 256V258H13L14 260H11L12 259L11 258V259H9V261L7 260L8 262H1V264H3V263L4 264H28V263L33 264V261H35V259H37L40 255L50 251L54 247V244H50V245H47L45 247H43L41 245L40 246L41 248ZM103 246H105L106 249ZM213 246L214 247L216 246V247L214 248ZM107 247H109V248H107ZM22 248H24V249H22ZM73 248H74V250H73ZM75 248H76V251H75ZM218 248H219V250H218ZM242 248H243V250H242ZM255 248H258V249L255 250ZM259 248H260V251H259ZM33 249L34 250L36 249L35 250L36 252ZM236 249H237V251H236ZM77 250H80L81 253H80V251H77ZM102 250L104 251V253ZM213 250H214V253H213ZM216 250H218V251H216ZM27 251H29V252H27ZM37 251H39L41 253H39ZM74 251L76 253H74ZM94 251H96V252H94ZM177 251L181 252V253H176ZM78 252H79V254H78ZM137 252H138V254H137L138 258L136 257V260H138L139 264H140V262L142 261V258H144L143 257L144 251L139 250ZM260 252H262V253H260ZM198 253L202 257H203V255H205V256L203 258H201ZM202 253H205V254L202 255ZM210 253H212V254L210 255ZM248 253H249V255H248ZM34 254L35 255L37 254L36 255L37 257H35ZM38 254H39V256H38ZM182 254H183V256H182ZM195 254H197L198 256ZM215 254H216V256H214ZM92 255L94 257H92ZM141 255H143V256H141ZM63 256L65 257V259ZM73 256H74V258H73ZM194 256H195V258L193 260L192 258ZM210 256H212V257H210ZM52 257H54V258H52ZM57 257H58V259H57ZM209 257H210V259H209L210 261L208 260ZM59 258H60V260H59ZM66 258H67V260H66ZM69 258L70 259L73 258L74 261L72 259V260H70V263H69ZM189 258H191V261ZM198 258H200V259H198ZM211 258H214V259L212 260ZM32 259H33V261H32ZM197 259L199 260V263L197 262ZM10 260H11V262H10ZM87 260L88 261L90 260V261L88 262ZM200 260L204 261V262H201ZM207 260H208V263H207ZM121 261H122V264H124V263L126 264V262H123L124 260L121 259ZM121 261L118 260V262H121ZM138 261H136V262H138ZM184 261H185V263H183ZM116 263L117 262H115V264ZM259 264H261V263H259Z\"/></svg>",
  "mask_w": 264,
  "mask_h": 264
}]
</instances>
